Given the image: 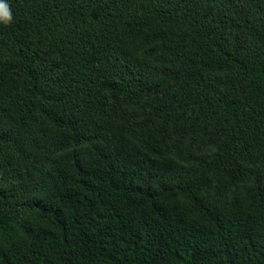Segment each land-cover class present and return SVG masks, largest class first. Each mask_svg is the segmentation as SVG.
I'll list each match as a JSON object with an SVG mask.
<instances>
[{
	"label": "trees",
	"instance_id": "1",
	"mask_svg": "<svg viewBox=\"0 0 264 264\" xmlns=\"http://www.w3.org/2000/svg\"><path fill=\"white\" fill-rule=\"evenodd\" d=\"M6 2L0 264H264V0Z\"/></svg>",
	"mask_w": 264,
	"mask_h": 264
},
{
	"label": "clouds",
	"instance_id": "2",
	"mask_svg": "<svg viewBox=\"0 0 264 264\" xmlns=\"http://www.w3.org/2000/svg\"><path fill=\"white\" fill-rule=\"evenodd\" d=\"M13 22L10 5L6 0H0V24L8 25Z\"/></svg>",
	"mask_w": 264,
	"mask_h": 264
},
{
	"label": "rangeland",
	"instance_id": "3",
	"mask_svg": "<svg viewBox=\"0 0 264 264\" xmlns=\"http://www.w3.org/2000/svg\"><path fill=\"white\" fill-rule=\"evenodd\" d=\"M234 196L237 197L238 201L245 202L247 196H249V186L246 183L240 184L236 189Z\"/></svg>",
	"mask_w": 264,
	"mask_h": 264
}]
</instances>
